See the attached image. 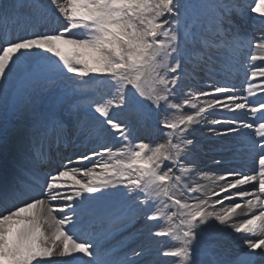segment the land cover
<instances>
[{
	"label": "snow or ice",
	"instance_id": "snow-or-ice-1",
	"mask_svg": "<svg viewBox=\"0 0 264 264\" xmlns=\"http://www.w3.org/2000/svg\"><path fill=\"white\" fill-rule=\"evenodd\" d=\"M249 7L260 21L256 38L239 30L240 0H0V100L14 80L69 74L71 94L104 92L90 116L75 103L37 115L31 150L11 181L0 180V264L264 262V100L249 99L264 92V66L255 64L264 62V0ZM245 63L248 82L238 90L230 79ZM189 80L204 87L194 90ZM216 110L232 115L210 118ZM206 124L229 125L209 127L217 137L251 130L243 145L253 167L202 171L195 132ZM153 129L162 142L137 136ZM6 143L0 127V147ZM73 157L82 166H72ZM117 206L168 246L153 255L141 244L116 256L103 239L82 238ZM225 228L259 239H246L247 250L229 259Z\"/></svg>",
	"mask_w": 264,
	"mask_h": 264
},
{
	"label": "rangeland",
	"instance_id": "rangeland-1",
	"mask_svg": "<svg viewBox=\"0 0 264 264\" xmlns=\"http://www.w3.org/2000/svg\"><path fill=\"white\" fill-rule=\"evenodd\" d=\"M244 1H246V0H244ZM46 2H47V0H46ZM251 2H252V0H251ZM253 2H254V0H253ZM244 4L246 6H244L242 4L243 5L242 15L240 17H238V19H237V23H238L239 27L242 29V31H240V32L242 34H245L246 30L249 28L251 31L249 34H251V36L253 38H256L259 35V23H260V21L257 18V15L255 13H251V11H250L249 6L253 5V4H249V5H247L246 3H244ZM257 62H258V64L256 62H255V64H257L258 66H264L263 65L264 62H261V61H257ZM242 70H245L246 73H247V70L248 71L250 70L247 63H245L244 66L239 67V70H237V71H242ZM18 81L19 80H14V82L12 84V92H11V94L14 93V101H15V108H16L13 116L11 115L12 118H14V119L11 121L12 122L11 125L5 126L4 123L6 122V118L9 115L7 103L9 102L10 99H12L11 94H10L9 96L2 99L3 100V102H2L3 106H2V112H1L0 118H2L1 120L3 121V123H2V125H0V127H7L9 129H14L15 126L18 125V124H16L18 122L21 123L22 126H18V128H16L14 130V132H16L18 135H15L12 133L10 144L6 143V146L0 147V165H1L0 171L2 170L1 168H3V167L7 168V165H4V164L9 163L12 158L19 156V151H20V153H22V151L23 152L26 151L27 142H25L26 139L24 140V134H30L32 131V128H33V125H31L28 121V117L30 114H33L37 118L38 114L45 112V111L63 112L64 110L67 109L68 104L75 103L79 106V112L82 116L83 115H89L90 116L91 115L90 106L92 104H94L95 102H100L104 98V96L100 92V91L103 92V90H95L92 88H85L81 92L71 94L72 89H73V85H74V78L71 77L70 74L67 76H64L62 78L56 79L54 82H52V81H49V82L41 81L39 83L33 84V83H29L25 80H22L20 82V84L17 85ZM230 82H232L233 84L238 83V82L232 81V80H230ZM187 84L189 87H192L194 90L199 89L201 87H204L203 81H195L194 82V81L189 80V81H187ZM236 88L238 90H241L240 88H242V87L239 88V86L236 85ZM25 89H28L27 95L22 94ZM65 94H71V95L66 100V102L61 103L58 100V98L64 97ZM5 105H6V107H5ZM34 110H35V112H34ZM227 113H229L227 110H216L214 113V116L210 117V118L226 119L232 115L231 113L230 114H227ZM239 118H241V117L239 116ZM27 122L29 125L27 124ZM33 122H35V121H33ZM33 122H31V123H33ZM204 127H207V128H204ZM209 127H215L217 130L223 131L227 127V124H223V126L217 125V127H216V125H207L206 124L203 126V128L202 127L197 128V130L195 132V138L197 139L198 143L201 141H206V140L215 136L214 134L208 132ZM228 127H229V125H228ZM23 128H25V129H23ZM246 133L249 134V132H246ZM251 133H253V132H251ZM19 135H21V139L17 138ZM137 136L139 137V139L144 140L145 142L152 143V144H155L157 142H162L164 139L163 132H161L159 130H155V129L148 130V131L141 130L140 132L137 133ZM240 141H243V140H240ZM24 143H25V145H24ZM239 143L240 142L233 141V140L228 141L227 144L224 143L225 145L223 143H220L221 145H216L214 143H211L212 148L209 150L216 149L218 151H222L225 149V146H232V151H229V153L226 156L217 155L219 152L216 154L212 153V155L209 157L210 160H207L208 162L207 161L205 162V160H204L206 158L205 153H204V149L197 146V153L196 154L201 160L203 159V162H201V160H200V164H201L200 169L206 173H209V174L215 173L217 175L225 174L226 172L231 171V169L235 170L232 167L234 165L239 164V163H237V160L238 159L244 160V155H243L242 151H240L239 153H236L237 147L241 148L240 145H242V147H244V145L242 143L241 144H239ZM13 145H14V147H16V149L13 147ZM115 146H118V145H115ZM10 152H11V154H9ZM13 153H14V155H13ZM8 158H10V159H8ZM217 160H219L220 162L224 161V162H226V164L225 165H217V163L215 162ZM208 165H211V166L209 168H205ZM229 165H231V168L229 167ZM243 165H244V163L241 162L239 166H243ZM251 165L252 164H250V163H246L245 168L243 170L244 171L249 170L248 168H251ZM228 203H231V202H225V204H228ZM118 212H120V210L116 211V214H118ZM238 212H240V210H238ZM241 218H243V217H241V216L237 217V219H241ZM124 220L133 221L134 226L132 225L133 227L131 226L127 229L128 232L126 231L125 233H123V235L115 237L111 241L118 242L120 240V238L122 241L125 238L129 237V235H134V234L137 237V234H139L140 231H146L148 229V227L151 226L150 224L145 225L143 218L136 219V218H133L132 216L127 215V214H126V217L124 218ZM129 231H130V234H129ZM225 231L227 233H224V232L222 233V237H223L222 246H223V249H224V251H225V253L229 259H235V257H237L240 253L247 250L246 245L244 244V241L246 239H255L254 236H252V235L250 237H248L244 233H234L231 231V229H228V228H225ZM147 234H148V231H147ZM91 238H96V236L93 235ZM99 238H101V237H99ZM146 242L147 243H149V242L153 243L154 242L153 246H155V247H157V245H165V244L170 243L168 238L162 237V238H152L151 239L148 236L145 240H142V239L139 240L138 245L146 244ZM132 246H133L132 244L129 245L128 251L132 248ZM257 251H259V250H257ZM71 259H72L71 257H65V258H59L57 260H71ZM257 264H264V262H261L258 260Z\"/></svg>",
	"mask_w": 264,
	"mask_h": 264
},
{
	"label": "bare ground",
	"instance_id": "bare-ground-1",
	"mask_svg": "<svg viewBox=\"0 0 264 264\" xmlns=\"http://www.w3.org/2000/svg\"><path fill=\"white\" fill-rule=\"evenodd\" d=\"M242 3H246L247 5H249L250 3H251V0H246V1H241ZM258 63V62H257ZM263 65H264V63H263ZM249 72V71H248ZM250 73V72H249ZM257 83H259V79L257 80ZM245 86V85H244ZM258 99H261V100H264V92L262 93V94H259L258 95ZM3 100H0V115H1V110H2V106H3ZM36 107V106H35ZM40 110V109H39ZM34 112H35V110H34ZM30 113V112H29ZM43 113V112H42ZM237 116L239 117H242V114L241 113H237ZM3 117V116H2ZM2 119V118H1ZM35 119H36V117L33 115V114H30L29 115V117H28V121H29V123L31 124V125H33L34 124V122L33 121H35ZM27 120V119H26ZM31 122H33V123H31ZM27 124H28V122H27ZM25 125V124H24ZM29 125V124H28ZM18 126H22V124H18L17 125V128H18ZM221 126V125H220ZM222 126H223V124H222ZM216 127H217V125H216ZM26 128V127H25ZM25 128H23V129H25ZM203 128V127H202ZM204 128H207V127H204ZM20 129V128H19ZM23 131V130H22ZM246 132H249V133H251L252 131L251 130H245V129H243V131H240L239 133H234V134H231L230 136H225V137H217V136H215V137H212V138H210V139H208V140H206V141H201V142H199L198 143V146L200 147V148H202V149H204V151L206 150V152H205V156H206V158L204 159L205 160V162L207 161V160H210L209 159V157L212 155V153L213 154H216V153H218L217 155H222V156H226L228 153H229V151H225V150H222V151H218V150H216V149H213V150H209V149H211L212 148V144L211 143H214V144H216V145H221L220 143H228V141H230V140H233V141H240V140H243V135H244V133H246ZM16 135H18V134H16ZM31 135H32V131H31ZM30 135V136H31ZM19 136H21V135H19ZM30 136H28V138H27V140H28V142L30 143ZM202 136V135H201ZM204 137V136H203ZM9 138V137H8ZM197 140V139H196ZM202 140V139H201ZM14 143V142H13ZM10 144V143H9ZM31 144V143H30ZM17 145V144H16ZM24 145H25V143H24ZM225 145V144H224ZM13 147H14V145H13ZM24 147V146H23ZM22 147V148H23ZM216 147V146H215ZM15 149H16V147H14ZM21 148V147H20ZM28 149H29V145H28V147H27V149H26V151H22L23 153H20V151H19V157H17L16 159L15 158H12L11 160H10V162L9 163H7V164H4V165H7V167H8V169H10L11 171H13V172H15L16 173V165L17 164H15V163H19L20 161H21V159H22V156H24L25 154H26V152H28ZM201 149V150H202ZM11 151V150H10ZM15 151V150H14ZM199 151V150H198ZM201 153V152H200ZM9 154H11V152L9 153ZM16 154V153H15ZM13 155H14V153H13ZM9 157V156H8ZM196 158H197V161H198V163H199V166L201 165L200 164V158L197 156V154H196ZM8 159H10V158H8ZM7 159V160H8ZM16 161V162H13V161ZM6 161V160H5ZM201 162H203V159L201 160ZM208 162V161H207ZM226 164V162H224V161H222V162H220L219 164H217V165H225ZM212 165V164H211ZM211 165H208V166H206L205 168H209ZM214 165V164H213ZM0 167H1V165H0ZM3 167V166H2ZM241 169H244L245 168V165H243V166H239ZM2 169V168H1ZM4 175L3 174H1V172H0V180H2V181H4ZM240 211H242V210H240ZM223 227V226H222ZM45 230L47 231V228H45ZM145 235H147L146 234V232H143V233H141L139 236H138V239H137V242H139V240H145L146 238H147V236L145 237ZM152 239V238H151ZM147 243V242H146ZM159 244V243H158ZM148 245H151V247H152V249H153V247H155V246H153V243H148ZM131 248V247H130ZM131 250V249H130ZM154 255V254H153ZM57 257L56 256H54L52 259L54 260V259H56Z\"/></svg>",
	"mask_w": 264,
	"mask_h": 264
}]
</instances>
